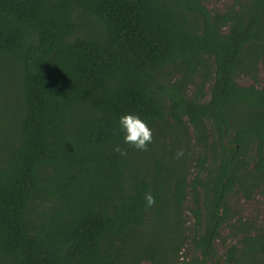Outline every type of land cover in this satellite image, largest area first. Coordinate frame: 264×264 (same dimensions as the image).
<instances>
[{
    "label": "trees",
    "instance_id": "obj_1",
    "mask_svg": "<svg viewBox=\"0 0 264 264\" xmlns=\"http://www.w3.org/2000/svg\"><path fill=\"white\" fill-rule=\"evenodd\" d=\"M207 1L0 0V264L215 257L228 196L264 191V85L237 81L264 71V0ZM237 222L227 264H264V226Z\"/></svg>",
    "mask_w": 264,
    "mask_h": 264
},
{
    "label": "rangeland",
    "instance_id": "obj_2",
    "mask_svg": "<svg viewBox=\"0 0 264 264\" xmlns=\"http://www.w3.org/2000/svg\"><path fill=\"white\" fill-rule=\"evenodd\" d=\"M233 1L234 0H209L205 4L207 8L212 11H222L226 6L233 3ZM173 80L174 79H172V81ZM237 81L243 85L254 83L257 86H262L264 85V71L259 69L255 80L248 75H240ZM186 90L188 93H193V85L190 83L187 84ZM227 203L232 207L235 213L227 218L219 227L217 236L212 243L215 250L213 253L215 257L210 259L208 264L215 263L216 258L219 260L220 264H227V249L232 245L237 247L240 246L239 239L241 238V231H239L238 228V218H241L243 221L253 222L254 226L257 228L264 226V191L254 193L249 200L242 198L239 192H234L228 196ZM187 204L189 205V202H187ZM185 214V226L187 230L183 233L187 235V238H190L193 232L190 231L193 220L190 212L186 210ZM254 231L256 232V230ZM195 256L200 258L202 254L193 249L192 244L186 242L179 250V257L176 264H190L192 262L191 259Z\"/></svg>",
    "mask_w": 264,
    "mask_h": 264
},
{
    "label": "clouds",
    "instance_id": "obj_3",
    "mask_svg": "<svg viewBox=\"0 0 264 264\" xmlns=\"http://www.w3.org/2000/svg\"><path fill=\"white\" fill-rule=\"evenodd\" d=\"M118 127L122 133L125 143L131 144L134 148L144 150L147 144L152 141L151 129L146 122L136 114H124L118 118ZM118 150V149H117ZM180 153H178L179 155ZM147 206L154 203L151 195L145 196Z\"/></svg>",
    "mask_w": 264,
    "mask_h": 264
}]
</instances>
